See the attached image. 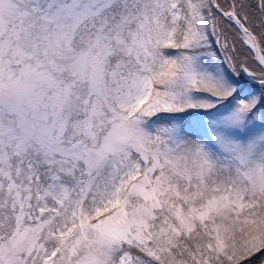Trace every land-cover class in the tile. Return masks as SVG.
Returning <instances> with one entry per match:
<instances>
[{
  "label": "snow or ice",
  "instance_id": "obj_1",
  "mask_svg": "<svg viewBox=\"0 0 264 264\" xmlns=\"http://www.w3.org/2000/svg\"><path fill=\"white\" fill-rule=\"evenodd\" d=\"M0 264H264V0H0Z\"/></svg>",
  "mask_w": 264,
  "mask_h": 264
}]
</instances>
